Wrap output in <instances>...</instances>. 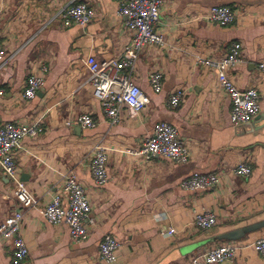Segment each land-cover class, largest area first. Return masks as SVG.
<instances>
[{"label":"crops","instance_id":"1","mask_svg":"<svg viewBox=\"0 0 264 264\" xmlns=\"http://www.w3.org/2000/svg\"><path fill=\"white\" fill-rule=\"evenodd\" d=\"M88 3L96 13L86 26L63 28L52 20L67 4ZM118 0H0V43L6 60L0 64V124L42 122L45 132L25 138L17 151L21 191L0 170V224L16 208L24 211L21 230L29 256L21 264H107L99 258L106 235L121 248L115 264H191L198 252L228 242L220 236L264 220V0H164L159 31L166 44L147 48L133 73L135 83L151 103L138 115L122 112L112 125L101 113L94 90L85 85L87 58L98 62L122 55L132 34L119 16ZM214 6L238 12L229 27L202 19ZM243 44L244 64L228 71L241 89L260 93V114L251 123L231 122L232 103L222 92L213 70L198 58H219L230 44ZM45 63L46 84L33 100L23 96L26 79L36 63ZM154 72L163 75V90L150 84ZM184 92L183 102L168 105L169 96ZM91 114L93 129L67 126ZM179 131L190 153L186 164L162 157L146 160L138 152L157 123ZM106 148L108 183L96 185L90 162L97 145ZM246 163L249 177L232 169ZM73 170L92 203L98 226L86 241H74L65 224L54 226L42 211L54 194L66 196L63 177ZM194 174H217L220 185L187 191L183 181ZM213 212L218 224L211 230L195 226V216ZM173 227L174 236L166 229ZM264 228L247 232L237 242L245 248L224 264H264L252 244ZM13 243L0 235V264H14Z\"/></svg>","mask_w":264,"mask_h":264},{"label":"built area","instance_id":"2","mask_svg":"<svg viewBox=\"0 0 264 264\" xmlns=\"http://www.w3.org/2000/svg\"><path fill=\"white\" fill-rule=\"evenodd\" d=\"M119 16L125 22V28L131 32V41L124 46L122 55L107 61L98 62L89 57L85 61L87 80L100 101L101 113L112 125L121 122L122 112L127 109L129 114L138 115L147 109L151 103L150 97L135 83L133 73L139 56L150 47L162 48L166 44L164 35L159 31L161 11L164 0H118ZM96 16L95 10L85 2L67 4L52 20L61 23L63 28L72 26H88ZM238 17V12L229 6H214L203 14L202 19L208 24L220 27L232 26ZM6 51L0 43V64L4 66ZM243 44L233 42L229 51L219 58H198L197 62L214 71L218 85L232 103L231 122L234 125L251 123L260 114V93L254 87L241 90L228 75V71L244 64ZM30 71L23 96L33 100L43 90L48 73L45 63H36ZM264 71V63L259 65ZM152 90L159 94L163 90V75L154 72L150 76ZM184 92L177 90L168 98V105L178 107L184 100ZM77 124L84 129L96 127V121L91 114H82L66 122L67 126ZM45 132L43 123L33 124L5 123L0 124V170L21 191H25L19 178L17 151L25 138L36 139ZM146 160L162 157L173 164H186L190 161V153L180 138L179 131L169 123H157L151 135L143 141L138 152ZM109 155L101 145L92 152L90 169L97 186L108 183ZM237 177H249L252 169L246 163H240L232 169ZM220 185L217 174H194L183 181L182 189L201 191ZM63 187L66 196L54 194L51 201L43 209L44 218L54 226L65 224L74 241H86L92 231L97 228L98 221L92 216V203L83 185L78 181L73 170H68L63 177ZM25 214L16 208L0 224V235L5 241L13 243L12 259L14 264L23 263L29 256V249L21 236ZM218 224L213 212L203 211L195 216V226L201 230H211ZM168 237L174 236L173 227L166 229ZM120 242L111 235H106L99 245V258L107 264L118 261ZM245 246L241 242L228 241L217 246L206 248L194 255L191 264H224L233 260ZM252 248L264 258V236L252 244Z\"/></svg>","mask_w":264,"mask_h":264},{"label":"water","instance_id":"3","mask_svg":"<svg viewBox=\"0 0 264 264\" xmlns=\"http://www.w3.org/2000/svg\"><path fill=\"white\" fill-rule=\"evenodd\" d=\"M264 228V220L262 222L256 223L251 225L248 228L245 229H237L233 232H230L229 234H224L220 236V240H228V241H238L240 238H242L247 232H252L256 230H260Z\"/></svg>","mask_w":264,"mask_h":264}]
</instances>
